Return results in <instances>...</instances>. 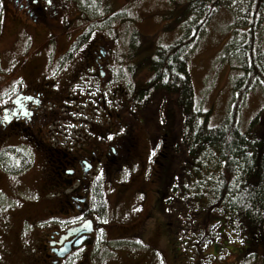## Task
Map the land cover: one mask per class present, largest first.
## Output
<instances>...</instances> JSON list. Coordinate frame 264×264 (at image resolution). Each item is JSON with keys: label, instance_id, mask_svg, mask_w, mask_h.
I'll list each match as a JSON object with an SVG mask.
<instances>
[{"label": "rangeland", "instance_id": "obj_1", "mask_svg": "<svg viewBox=\"0 0 264 264\" xmlns=\"http://www.w3.org/2000/svg\"><path fill=\"white\" fill-rule=\"evenodd\" d=\"M186 2L187 0H67L69 7L67 15L73 19L70 25H75V28L70 30L67 29L68 27L65 28L61 22L57 25L52 24L55 26L41 27L47 24L30 22L22 13L28 8L27 4L22 5L20 2L6 1L0 32V105L5 104L4 99L1 98L3 96L1 92L11 88L21 79L24 80L23 88L33 90L37 89V86L41 82H45L46 77L49 76L57 83L58 97L64 95L65 88L67 87L68 90L73 81V84L78 86L79 82L76 80L83 72L79 74L78 69L75 72L76 68L72 70V67L75 64L76 53L84 40L81 35L82 32L90 41L100 37V39H104L115 46L117 54L114 60L117 66L106 71L105 79L108 80L107 84L112 81L111 78L114 79L115 86L118 83L123 84L128 91L125 96L135 101V88L137 89L139 83L142 85L146 79L151 77L150 69L144 66L146 64L136 68V61L144 60V58L149 60L157 47L169 46L181 39L183 35L182 28L176 22L183 15ZM78 16H84L87 19L80 20L77 18ZM236 19L237 16L227 8H221L213 14L189 58L188 66L199 107L205 111H210L211 121L217 125L223 123L229 116V112H231L234 97L233 84L242 72V61L237 59V55L235 58H231V54L227 53L234 46V43L230 42L242 30V28L239 31L235 29ZM241 19L238 18V20ZM68 30H70L69 33ZM261 36L264 51V24ZM56 37L58 39L57 43L54 41ZM77 37V42L73 45ZM134 42V47L131 48ZM138 42L144 43V45L139 44V48L144 47L141 51L136 50ZM72 45L73 48H71ZM21 59L22 61L25 59L24 63L27 60L28 62L22 66L20 64ZM13 61H16L14 67L17 70L14 74H10ZM131 80L133 81L131 82ZM107 84H100L97 87L91 85L90 88L84 89V97L81 100H88L85 105L87 106L86 113H90V110H95L96 107H101V104L97 102L106 98L102 92L107 95V91L114 90V86L105 87ZM141 90L143 91V89ZM56 91H54L55 97H57ZM151 94L137 100L136 109L131 110V112L136 113V119L139 121V130L137 129L136 133L139 138L141 154L136 161V171L130 175V180H136V184H134L136 193H129L124 198L128 211L132 215L136 212V237L128 240L111 241L114 236L110 233L106 237L105 234L101 236L97 232L98 236L96 238L99 242L96 240V248L90 246L86 251L115 252L126 258L131 256H135L136 259L149 258L152 264H167L166 256H168V262L173 264L169 257H173L174 251L167 235L169 230L172 229L173 235L178 237L177 232L183 230L177 215L169 216L172 214L168 213V216L166 215L164 205L162 206L157 200L154 184L150 182L155 179L153 173L158 171V169L153 168L154 158L152 156L158 154L157 150L163 147L164 144L166 145L169 142V137L170 139L173 138V134L172 128L169 126H166V130H164V126L161 125L163 128L158 130L153 124V119L149 118L148 109L152 108L150 105L152 103ZM65 95H68L67 92ZM108 96L111 100H116L114 92H109ZM108 105L113 108L111 103ZM115 107V110H119V105ZM166 108H164L165 110H159L161 118L166 116L167 112L169 114L173 113V101L169 100ZM263 108L264 87L257 84L247 94L241 107L239 127L242 131H247L250 120ZM83 109V104L82 106L80 104L79 107L74 106L71 109L73 112H66L61 105L56 104L50 111L59 116L64 114L67 119L69 118V120H62V122L56 123L55 126H51L52 131L56 127L61 130V135L64 136L61 139L66 138L64 144H62L63 149L69 150L72 147V139L86 137V135H82V130L86 131L90 129V126L87 119L81 117ZM97 118V115L94 114V117H90V120L96 122ZM74 121H77L76 126L73 125ZM85 123L86 127L81 126ZM79 126L81 127L79 128ZM75 128L81 129L78 130V134H76ZM179 145L181 147V142H179ZM0 147H5V142L0 144ZM176 150L178 151V147H171L172 157H177ZM31 158L35 160V164L25 174L24 182L26 183L31 182L38 172L41 173L45 163L44 156L40 154V151L33 152ZM148 173H150L149 178L152 180L146 177ZM167 175L170 178V169ZM183 191H170L168 193L169 198H176L178 194L183 196ZM23 194V199H37L36 196L28 195L26 191ZM26 195L28 197H25ZM110 206L114 208L111 201ZM169 213L171 212L169 211ZM120 218L121 220H128L126 216ZM232 237H235V239H232ZM180 239L185 241L186 238L182 236ZM220 241L223 249L235 253L236 256L238 255L236 248L241 249L242 244L237 236L230 234L227 230ZM176 243L178 244V242ZM197 246L192 250L194 256H197L195 252L199 250ZM210 247L208 243L202 244L201 251L211 252ZM226 250L222 253H226ZM240 253L246 254L244 252ZM196 258L188 259L186 257L184 261H186V264H208L210 261L207 256ZM224 261V259H221L219 264H223ZM177 263V261L174 262V264ZM211 263L216 264L212 260ZM258 264H262V261H259Z\"/></svg>", "mask_w": 264, "mask_h": 264}, {"label": "trees", "instance_id": "obj_2", "mask_svg": "<svg viewBox=\"0 0 264 264\" xmlns=\"http://www.w3.org/2000/svg\"><path fill=\"white\" fill-rule=\"evenodd\" d=\"M221 8H227L237 16L236 30L242 28L230 42L234 43V46L227 53L231 54V58L237 55L243 66L233 84L234 100L231 112L223 123L217 125L211 121V112L199 107L188 65L201 33L206 30L212 15ZM3 11L0 0V32ZM68 18L69 22L73 21L69 16ZM77 18L87 19L84 16ZM176 23L182 28L181 39L169 46H156L157 49L151 58L148 57L149 60L144 58L136 61V68L147 65L144 66L150 69L151 77L135 88V101L125 96L128 91L124 85L114 87L115 106L119 105L120 108L122 102L131 108L128 112L136 109L137 100L152 93V108L148 109L149 118L153 119V124L158 130L163 128L161 125L164 130L166 126L172 128L173 138L168 139L169 150L168 143L164 144L160 157L156 160L155 169L158 171L154 175L157 200L164 205L166 215L168 213L172 214L169 216H178L183 231L177 232V236L186 238L184 241L175 237L172 229L167 228V238L171 241L174 251L169 260H172L173 264L175 261L177 264H186V257L198 259L204 254L213 255V258L215 256V262L218 260L221 263L220 256L225 254L227 260L234 258L238 264H258L261 260L264 262V109L250 120L247 131H242L239 127L240 111L247 94L257 84L264 87V51L261 43L264 0H187L183 15ZM65 25L69 27L67 22ZM74 28L75 25H72L67 29ZM81 35L88 39L84 32ZM140 43L142 42H138L136 48L138 51L144 48H139ZM134 44L135 42L132 47L129 46L133 48ZM114 53L113 60L116 58V49ZM115 67L114 60L109 68ZM90 75H97L98 80L102 77L95 73ZM66 92L68 96L73 95L67 87L64 94ZM57 97H53L56 98L54 102L60 105ZM76 97L78 102L79 95L72 96L74 99ZM66 100L72 99L67 97ZM169 100L173 101V113L167 112L166 116L161 118L159 110L167 109ZM172 146L178 147L177 157L171 156ZM56 148L68 152L60 145H56ZM10 153L14 157L16 151L13 149ZM40 154L44 156L45 163L41 173L37 174L40 184L32 183L37 188L44 187L49 172L56 170L53 163H48V157L43 151ZM19 159L28 160L26 155ZM0 160V169L8 171V168L3 169V165L8 164L9 158L1 155ZM47 165L51 167L46 168ZM169 169L170 178L167 175ZM173 190H184V194L169 198L168 193ZM227 230L237 236L242 244L241 249L236 248L237 256L235 253H232L234 256L222 253L226 249H223L220 239ZM122 238L124 240V237ZM205 243L211 246V252L201 251L202 244ZM196 246L199 250L195 252L197 256H194L192 250Z\"/></svg>", "mask_w": 264, "mask_h": 264}, {"label": "flooded vegetation", "instance_id": "obj_3", "mask_svg": "<svg viewBox=\"0 0 264 264\" xmlns=\"http://www.w3.org/2000/svg\"><path fill=\"white\" fill-rule=\"evenodd\" d=\"M11 2L27 4L28 8L22 13L30 21L50 26L61 22L65 28L67 22L69 27L72 26L67 15L69 10L67 0H11ZM77 39L78 37L73 45ZM54 41L57 43V37ZM114 51L115 46L100 37L93 41L89 38L84 39L72 67V70L76 68L75 72L78 69L79 74L83 72L77 81L91 83L86 80L90 73L103 76L113 65ZM46 78L37 89L27 90L22 87L17 89L5 104L0 105V144L5 142L7 148L16 146L14 159L18 161L25 154V151L21 150L22 147L28 153L31 150L43 151L48 157V163H53L56 168L55 171L49 172L42 189L32 185L39 183L38 175L26 183L24 178L28 170L22 173L13 171L17 164L15 160L3 165V169L8 168V171L0 169V264H152L149 258L136 259L135 256L126 258L115 252L81 251L93 246L96 231L100 228L98 227L100 215L93 199L100 196L99 190L104 185L113 193L112 196L109 195L108 207L111 201L115 214L112 227H104L106 234L110 233L115 240L136 237L135 227H115L118 222L124 221L121 220V216L128 217V220L133 217L127 209L124 197L129 193H136L134 185L136 180H131L128 184L119 181L130 179V175L136 171V161L140 158L141 148L139 149V138L136 133V130H139V121L136 119V113L128 112L131 108L122 102L119 110H115L116 107L110 109L108 101L105 98L100 99L97 103L101 104V107L84 113L90 129L85 132L83 142L71 147L68 152L60 151L50 137L56 134L51 126L66 120L67 116L50 112L56 104L54 102L56 98L53 97L57 83L49 76ZM107 81L102 79L99 82L105 85ZM72 96L67 95L68 99L72 100H66L65 94L59 97L60 105L66 112H73L71 109L74 106L86 105L88 102L82 101L83 97L76 102L77 97L74 99ZM94 114L98 117L96 122L90 120ZM55 130L59 132L60 129L56 127ZM1 155L4 156V147H0ZM25 191L37 199H23ZM74 217L79 219L76 225L56 226L60 218ZM88 220L94 222L93 234L88 236L82 231L62 239L69 229ZM85 237L89 240L82 247L72 250L65 257L59 256L67 243L74 244ZM227 254L234 256L231 252ZM166 258L167 264H170L168 257ZM215 259V256L210 258L208 264H213L211 260ZM223 264L238 263L233 258Z\"/></svg>", "mask_w": 264, "mask_h": 264}, {"label": "crops", "instance_id": "obj_4", "mask_svg": "<svg viewBox=\"0 0 264 264\" xmlns=\"http://www.w3.org/2000/svg\"><path fill=\"white\" fill-rule=\"evenodd\" d=\"M118 227H136V212L129 220H124L122 223L118 222Z\"/></svg>", "mask_w": 264, "mask_h": 264}, {"label": "water", "instance_id": "obj_5", "mask_svg": "<svg viewBox=\"0 0 264 264\" xmlns=\"http://www.w3.org/2000/svg\"><path fill=\"white\" fill-rule=\"evenodd\" d=\"M86 228H88V230H87V232H91L92 231V227H91V223L90 224H85L84 225ZM82 228V227H81ZM81 228H77V230L79 231ZM77 230L75 231V232H77ZM84 240L85 239H83V240H80L78 243H77V245H76V247L77 246H79L82 242H84ZM67 252V251H66Z\"/></svg>", "mask_w": 264, "mask_h": 264}]
</instances>
